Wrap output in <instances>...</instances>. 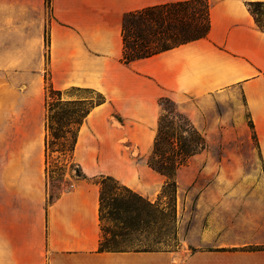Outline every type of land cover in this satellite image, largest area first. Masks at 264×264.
Segmentation results:
<instances>
[{
	"label": "crops",
	"instance_id": "0c3cea01",
	"mask_svg": "<svg viewBox=\"0 0 264 264\" xmlns=\"http://www.w3.org/2000/svg\"><path fill=\"white\" fill-rule=\"evenodd\" d=\"M177 1L183 0H51L50 6L0 0V264H264V237L227 242L219 235L227 226L212 217L206 218V250L183 259L185 245L98 251L94 177L110 175L151 201L162 190L163 176L143 153L152 149L162 96L187 112L194 102L238 88L264 173V28L249 8L264 0H209L205 37L124 63V14ZM46 71L57 90L90 88L106 97L79 130L74 161L86 177L72 178L52 202Z\"/></svg>",
	"mask_w": 264,
	"mask_h": 264
},
{
	"label": "trees",
	"instance_id": "16d2710c",
	"mask_svg": "<svg viewBox=\"0 0 264 264\" xmlns=\"http://www.w3.org/2000/svg\"><path fill=\"white\" fill-rule=\"evenodd\" d=\"M50 6L51 0H46ZM259 7L264 2H251L249 8L256 22L264 28ZM264 16V13L261 14ZM210 30L209 0H183L126 12L122 21L123 55L126 64L151 57L182 44L205 37ZM46 43L48 34H45ZM46 102V175L49 198L53 178L70 164L77 177H86L74 161V150L80 127L94 107L106 97L90 88H75L95 96L63 99L65 91L52 86L50 73L45 75ZM161 112L156 135L148 156V165L165 177L156 201H151L120 183L110 175H101L99 218L102 237L98 251H176L178 237V172L208 147L205 135L196 127L179 104L167 96L159 98ZM253 130V125L251 124ZM255 137V135H254ZM56 155L55 158H53ZM136 235L141 236L136 237ZM192 252L198 251L191 247Z\"/></svg>",
	"mask_w": 264,
	"mask_h": 264
},
{
	"label": "rangeland",
	"instance_id": "374dc122",
	"mask_svg": "<svg viewBox=\"0 0 264 264\" xmlns=\"http://www.w3.org/2000/svg\"><path fill=\"white\" fill-rule=\"evenodd\" d=\"M258 11L264 18L261 15L264 7H259ZM78 95L95 96L70 88L65 90L63 99ZM191 108L185 112L205 135L208 147L177 175L178 237L180 248L182 245L186 248L180 254L181 259L192 252L191 247L206 250L207 217H212L216 224L227 226L219 233L227 242L264 237V187L260 192L254 189L258 185L264 186V173L249 113L239 89L211 94L194 102ZM130 147L131 151L138 152L135 145ZM149 152L143 153L148 156ZM76 177L68 164L54 176L52 192L61 194L70 188L72 178ZM94 180L99 181L100 176ZM163 180L165 182L164 176Z\"/></svg>",
	"mask_w": 264,
	"mask_h": 264
}]
</instances>
